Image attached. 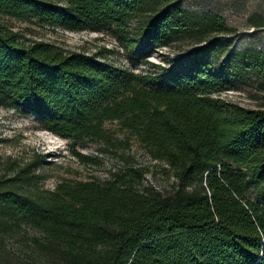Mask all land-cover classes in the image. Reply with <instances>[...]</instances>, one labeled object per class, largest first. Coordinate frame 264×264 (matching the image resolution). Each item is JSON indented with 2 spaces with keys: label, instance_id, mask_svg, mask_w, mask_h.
<instances>
[{
  "label": "trees",
  "instance_id": "1",
  "mask_svg": "<svg viewBox=\"0 0 264 264\" xmlns=\"http://www.w3.org/2000/svg\"><path fill=\"white\" fill-rule=\"evenodd\" d=\"M186 1L0 0V106L37 116L73 149L116 146L105 126L117 123L174 180L144 185L148 169L130 165L51 190L38 159L3 161L0 264H264V108L222 96L264 89V52L235 49L224 17ZM5 17L112 36L148 70L26 39ZM187 39L196 45L176 58L150 60Z\"/></svg>",
  "mask_w": 264,
  "mask_h": 264
},
{
  "label": "rangeland",
  "instance_id": "2",
  "mask_svg": "<svg viewBox=\"0 0 264 264\" xmlns=\"http://www.w3.org/2000/svg\"><path fill=\"white\" fill-rule=\"evenodd\" d=\"M185 8L199 15L215 13L224 17L228 25L237 30L232 36L235 49H257L264 52V0H187ZM256 20H262L263 24L257 27L254 24ZM4 23L32 41H46L87 54L103 52L102 59L112 64L133 68L136 72L148 70L146 66L130 63L125 51L109 35L54 29L8 17L4 18ZM195 45L192 39L178 41L169 48L154 52L150 60L162 64L164 57L176 58ZM222 96L246 108H264V89H260L256 81L250 85L239 83ZM105 127L117 141L116 146L87 142L73 149L68 139L46 129L37 116L0 106V173H3V161L12 160L25 165L38 159L40 186L53 190L64 180L105 179L118 169L135 165L148 169L144 185L159 190L171 189L174 180L161 172L162 164L151 159L136 137L117 123H107ZM74 151L94 161H81L74 155Z\"/></svg>",
  "mask_w": 264,
  "mask_h": 264
}]
</instances>
